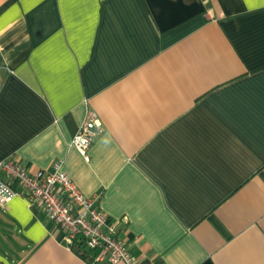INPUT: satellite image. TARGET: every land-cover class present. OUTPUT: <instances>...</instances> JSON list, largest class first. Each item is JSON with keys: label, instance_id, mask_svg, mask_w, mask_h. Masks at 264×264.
Returning a JSON list of instances; mask_svg holds the SVG:
<instances>
[{"label": "crops", "instance_id": "obj_1", "mask_svg": "<svg viewBox=\"0 0 264 264\" xmlns=\"http://www.w3.org/2000/svg\"><path fill=\"white\" fill-rule=\"evenodd\" d=\"M7 158L60 163L139 264H264V0H0ZM0 264L88 259L18 195Z\"/></svg>", "mask_w": 264, "mask_h": 264}, {"label": "built area", "instance_id": "obj_2", "mask_svg": "<svg viewBox=\"0 0 264 264\" xmlns=\"http://www.w3.org/2000/svg\"><path fill=\"white\" fill-rule=\"evenodd\" d=\"M102 130L96 115L88 111L69 144L81 154ZM23 196L30 208L54 223L71 248L82 244L88 264H139L126 243L117 238L118 222L96 205L99 195H84L55 162L52 169L30 173L18 158L0 161V204Z\"/></svg>", "mask_w": 264, "mask_h": 264}, {"label": "trees", "instance_id": "obj_3", "mask_svg": "<svg viewBox=\"0 0 264 264\" xmlns=\"http://www.w3.org/2000/svg\"><path fill=\"white\" fill-rule=\"evenodd\" d=\"M77 253L81 254V252L86 253L88 252L87 250H85V248L83 247L82 244H79L78 247L73 248ZM85 259H88L87 256L85 254H81Z\"/></svg>", "mask_w": 264, "mask_h": 264}]
</instances>
